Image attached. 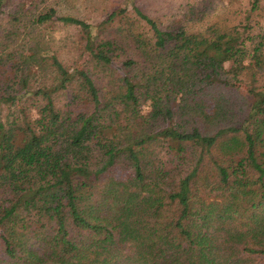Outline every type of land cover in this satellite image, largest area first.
<instances>
[{
  "label": "trees",
  "instance_id": "1",
  "mask_svg": "<svg viewBox=\"0 0 264 264\" xmlns=\"http://www.w3.org/2000/svg\"><path fill=\"white\" fill-rule=\"evenodd\" d=\"M48 1L0 0V263L254 264L264 255L256 5L216 15L209 0L163 20L133 1L134 15L120 8L94 25ZM58 21L80 29L87 54L62 57L46 38ZM238 83L255 99L230 106L222 95ZM214 221L241 227L234 244L212 239ZM243 239L252 245L239 250Z\"/></svg>",
  "mask_w": 264,
  "mask_h": 264
},
{
  "label": "rangeland",
  "instance_id": "2",
  "mask_svg": "<svg viewBox=\"0 0 264 264\" xmlns=\"http://www.w3.org/2000/svg\"><path fill=\"white\" fill-rule=\"evenodd\" d=\"M133 1L137 3L138 6L142 7L150 16L164 19H171L173 14L180 15L187 5L203 4L206 5L209 0H49L48 3L55 7L59 15H70L77 18L86 20L94 25L107 20L108 16L120 8H126L129 13L134 15ZM214 6L216 7V15L219 11L226 7H233L234 9L250 10L253 9V5H256L255 17L264 27V0H213ZM116 25V19L113 22L108 23L106 28L111 29ZM148 30V25L143 24ZM46 38L56 39L55 46L62 50V57L70 61L75 59L80 52L87 54L84 49V45L80 39H82L83 33L80 29L73 24H65L58 21L52 24L51 28L48 30ZM106 35L105 32H102ZM101 33V35H102ZM80 48L82 51H80ZM263 79L259 82L256 89L260 90L264 84V71L262 73ZM250 88L245 83H238L237 88H230V91L221 90V92H226L227 95H222L225 102L231 106V102L242 103L246 100L253 102L255 97L250 93ZM1 107V106H0ZM146 112L151 111L150 101L144 105ZM264 151V150H262ZM248 218V216H243V220ZM214 219H218L215 217ZM229 224V223H228ZM218 224L216 221L212 224L211 237L214 241L218 243L220 247H227L228 245L234 244L233 241H229L231 233L239 232L236 229L237 224ZM228 242H230L228 244ZM252 245L250 239H243L241 242H236V246L240 249L244 245ZM258 246V244H257ZM219 247V248H220ZM232 247V246H231ZM240 253L239 255H241ZM246 254V253H244ZM1 256V255H0ZM2 257V256H1ZM250 259L254 260V264H264V255H250ZM0 264H9L6 263ZM129 264H139L136 262H130Z\"/></svg>",
  "mask_w": 264,
  "mask_h": 264
}]
</instances>
